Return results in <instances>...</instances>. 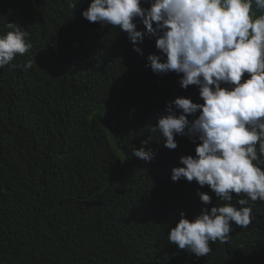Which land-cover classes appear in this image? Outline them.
I'll list each match as a JSON object with an SVG mask.
<instances>
[{"label":"trees","instance_id":"trees-1","mask_svg":"<svg viewBox=\"0 0 264 264\" xmlns=\"http://www.w3.org/2000/svg\"><path fill=\"white\" fill-rule=\"evenodd\" d=\"M89 3L0 0V35L14 24L32 45L25 62L17 56L15 68L0 69V264H264L259 200L251 224H233L231 239L210 242L207 256L170 244L181 212L193 219L226 202L171 179L169 165L184 156L177 149L153 166L157 176L145 161L132 168L179 90L145 66L156 37L145 36L140 55L126 33L83 18ZM233 195L237 207L247 198Z\"/></svg>","mask_w":264,"mask_h":264},{"label":"clouds","instance_id":"clouds-1","mask_svg":"<svg viewBox=\"0 0 264 264\" xmlns=\"http://www.w3.org/2000/svg\"><path fill=\"white\" fill-rule=\"evenodd\" d=\"M82 16L126 33L140 55L145 36L156 37L145 44V66L160 86L179 92L151 126L154 136L134 150L132 168L145 161L157 176L153 166L177 149L184 156L181 166L169 165L171 179L208 186L226 202L193 219L181 212L168 233L170 244L207 256L210 242L227 243L232 225L247 228L255 202H264V0H90ZM8 28L0 35V69L15 68L14 58L25 62L32 50L20 27ZM32 66L23 63V73ZM233 194L247 197L238 199L240 207L231 203ZM198 195L212 204L208 193Z\"/></svg>","mask_w":264,"mask_h":264}]
</instances>
